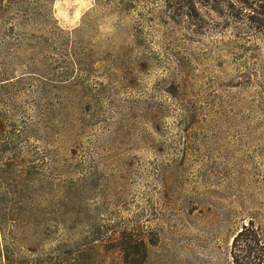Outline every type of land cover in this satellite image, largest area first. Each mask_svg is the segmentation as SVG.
I'll return each instance as SVG.
<instances>
[{"label":"rangeland","instance_id":"rangeland-1","mask_svg":"<svg viewBox=\"0 0 264 264\" xmlns=\"http://www.w3.org/2000/svg\"><path fill=\"white\" fill-rule=\"evenodd\" d=\"M262 14L0 0V264H233L243 227L264 241Z\"/></svg>","mask_w":264,"mask_h":264},{"label":"trees","instance_id":"trees-1","mask_svg":"<svg viewBox=\"0 0 264 264\" xmlns=\"http://www.w3.org/2000/svg\"><path fill=\"white\" fill-rule=\"evenodd\" d=\"M264 17V14H262ZM255 236L254 245L255 248L251 247L252 254L249 256H238L236 250L238 248L240 239L242 236ZM259 234L255 233L253 229L249 228L248 226L243 227L242 231L235 237L233 243L234 252L231 253V259L233 264H264V241L259 238Z\"/></svg>","mask_w":264,"mask_h":264}]
</instances>
